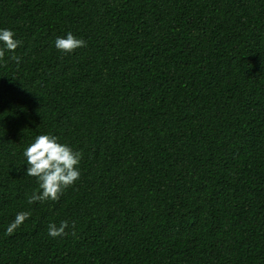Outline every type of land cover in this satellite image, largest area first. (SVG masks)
I'll use <instances>...</instances> for the list:
<instances>
[{
  "label": "trees",
  "instance_id": "16d2710c",
  "mask_svg": "<svg viewBox=\"0 0 264 264\" xmlns=\"http://www.w3.org/2000/svg\"><path fill=\"white\" fill-rule=\"evenodd\" d=\"M0 28V264H264V0H0ZM40 134L81 177L29 204Z\"/></svg>",
  "mask_w": 264,
  "mask_h": 264
},
{
  "label": "clouds",
  "instance_id": "9594fccd",
  "mask_svg": "<svg viewBox=\"0 0 264 264\" xmlns=\"http://www.w3.org/2000/svg\"><path fill=\"white\" fill-rule=\"evenodd\" d=\"M21 44L12 29L0 28V60L5 58L6 53H12V58L19 64L21 57L16 56L15 51ZM86 46V41L71 31L56 37L54 41L55 49L63 54L72 53ZM23 156L26 160V175L35 177L39 186V191L33 192L30 196L29 204L59 200L63 191L73 186L81 177L80 163L83 153L61 142L56 135H37L24 149ZM28 218V212L17 213L13 222L14 227H19ZM68 227L67 220L61 221L59 226L50 223L47 234L52 238H58L65 235V229Z\"/></svg>",
  "mask_w": 264,
  "mask_h": 264
}]
</instances>
